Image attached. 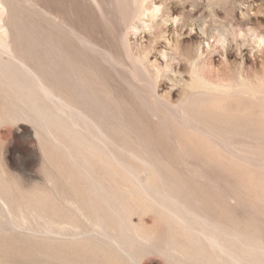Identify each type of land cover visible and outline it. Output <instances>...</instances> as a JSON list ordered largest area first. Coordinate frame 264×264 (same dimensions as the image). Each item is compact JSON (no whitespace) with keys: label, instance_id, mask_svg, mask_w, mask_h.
<instances>
[{"label":"rangeland","instance_id":"obj_1","mask_svg":"<svg viewBox=\"0 0 264 264\" xmlns=\"http://www.w3.org/2000/svg\"><path fill=\"white\" fill-rule=\"evenodd\" d=\"M0 44V264H264V0H0Z\"/></svg>","mask_w":264,"mask_h":264},{"label":"bare ground","instance_id":"obj_2","mask_svg":"<svg viewBox=\"0 0 264 264\" xmlns=\"http://www.w3.org/2000/svg\"><path fill=\"white\" fill-rule=\"evenodd\" d=\"M0 46H1V44H0ZM180 114H181V113H180ZM141 178H143V177H141ZM141 178H140V179H141ZM145 179H146V177H145ZM147 179H148V180L151 179V176L148 175V174H147ZM149 181H150V180H149ZM94 197H95V196H94ZM0 199H1V198H0ZM1 202H2V201H1ZM173 202H174V201H173ZM2 203H3V202H2ZM176 204H177V203H176ZM3 205H5V204H3ZM3 205H2V206H3ZM82 209H83V208H82ZM75 215H76V214H75ZM80 215H81V214H80ZM83 217H84V216H83ZM182 217H184V216H182ZM166 218H167V217H166ZM53 225H54V224H53ZM44 226H45V225H44ZM57 226H58V225H57ZM192 226H193V225H192ZM47 227H48V226H47ZM47 227H46V229H47ZM60 227H61V226H60ZM31 228H32V227H31ZM57 228H58V227H57ZM185 228H186V227H185ZM190 228H191V227H190ZM192 228H194V227H192ZM44 229H45V228H44ZM48 229H49V228H48ZM48 229H47V231H48ZM62 229H63V228H62ZM187 230H188V229H187ZM81 231H82V229H81ZM191 231H192V230H191ZM49 234H50V233H49ZM102 234H103V233H102ZM143 234H144V233H143ZM147 234H148V233H147ZM150 234H151V232H150ZM137 235H138V234H137ZM106 236H107V235H106ZM138 236H139V235H138ZM148 236H149V235H148ZM139 237H140V236H139ZM152 237H153V235H152ZM171 237H172V236H171ZM140 238H141V237H140ZM74 239H75V238H74ZM153 239H154V238H153ZM72 240H73V239H72ZM80 240H81V239H80ZM144 240H145V239H144ZM173 240H174V239H173ZM63 241H64V240H63ZM171 241H172V240H171ZM171 241H170V242H171ZM113 242H115V241H113ZM174 242H175V240H174ZM174 242H172V243H174ZM172 243H171V244H172ZM165 245H166V244H165ZM168 245H170V244H168ZM118 246H119V245H118ZM118 246H117V247H118ZM172 248H173V247H172ZM125 251H126V250H125ZM174 251H175V250H174ZM175 253H176V251H175Z\"/></svg>","mask_w":264,"mask_h":264}]
</instances>
